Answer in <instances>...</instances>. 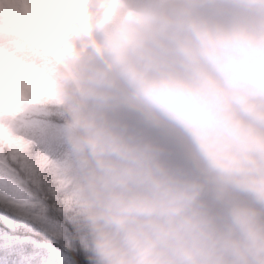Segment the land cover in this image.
Listing matches in <instances>:
<instances>
[{
  "label": "clouds",
  "instance_id": "obj_1",
  "mask_svg": "<svg viewBox=\"0 0 264 264\" xmlns=\"http://www.w3.org/2000/svg\"><path fill=\"white\" fill-rule=\"evenodd\" d=\"M59 91L95 264H264V0H96Z\"/></svg>",
  "mask_w": 264,
  "mask_h": 264
},
{
  "label": "snow or ice",
  "instance_id": "obj_2",
  "mask_svg": "<svg viewBox=\"0 0 264 264\" xmlns=\"http://www.w3.org/2000/svg\"><path fill=\"white\" fill-rule=\"evenodd\" d=\"M97 6L0 0V264H95L59 84Z\"/></svg>",
  "mask_w": 264,
  "mask_h": 264
},
{
  "label": "trees",
  "instance_id": "obj_3",
  "mask_svg": "<svg viewBox=\"0 0 264 264\" xmlns=\"http://www.w3.org/2000/svg\"><path fill=\"white\" fill-rule=\"evenodd\" d=\"M98 38V33L95 30L91 32H80L76 34V38L72 36V51L74 56L69 60L70 64H82L89 55L93 52V40ZM81 46H84V52L81 50ZM63 71V70H61Z\"/></svg>",
  "mask_w": 264,
  "mask_h": 264
},
{
  "label": "rangeland",
  "instance_id": "obj_4",
  "mask_svg": "<svg viewBox=\"0 0 264 264\" xmlns=\"http://www.w3.org/2000/svg\"><path fill=\"white\" fill-rule=\"evenodd\" d=\"M93 13H95V9H93Z\"/></svg>",
  "mask_w": 264,
  "mask_h": 264
}]
</instances>
